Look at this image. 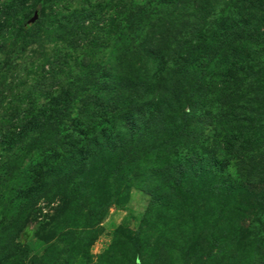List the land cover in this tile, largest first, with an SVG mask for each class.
<instances>
[{
	"label": "rangeland",
	"instance_id": "rangeland-1",
	"mask_svg": "<svg viewBox=\"0 0 264 264\" xmlns=\"http://www.w3.org/2000/svg\"><path fill=\"white\" fill-rule=\"evenodd\" d=\"M0 264H264V0H0Z\"/></svg>",
	"mask_w": 264,
	"mask_h": 264
}]
</instances>
